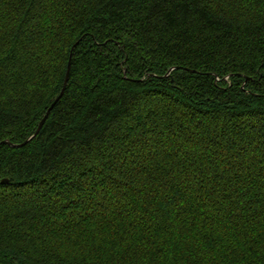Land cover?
<instances>
[{
	"label": "trees",
	"instance_id": "obj_1",
	"mask_svg": "<svg viewBox=\"0 0 264 264\" xmlns=\"http://www.w3.org/2000/svg\"><path fill=\"white\" fill-rule=\"evenodd\" d=\"M0 264H264V0H0Z\"/></svg>",
	"mask_w": 264,
	"mask_h": 264
},
{
	"label": "water",
	"instance_id": "obj_2",
	"mask_svg": "<svg viewBox=\"0 0 264 264\" xmlns=\"http://www.w3.org/2000/svg\"><path fill=\"white\" fill-rule=\"evenodd\" d=\"M69 69H70V65H68V69H67V72H66V76H65V79H64V82H63V86H62V89H61L59 95L57 96L56 100L51 104V106L48 108L46 114L43 116V118H42V119L40 120V122L38 123V126H37V128H36L35 133H34L32 136H30L29 138H27L25 141L21 142V143L14 144V143H10L8 140H5L6 143H8L9 145H11V146H13V147H20V146L26 144V143H27V142H28L33 136H35V135L38 133V131H39V130L41 129V127L43 126V123H44V121L46 120V118H47V116H48V114H49V112H50L52 106H53L54 103L59 99V97L63 94V91H64V89H65L66 83H67V81H68Z\"/></svg>",
	"mask_w": 264,
	"mask_h": 264
}]
</instances>
